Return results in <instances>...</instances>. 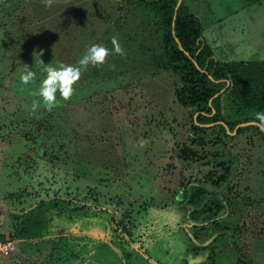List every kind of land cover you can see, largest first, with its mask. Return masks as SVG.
<instances>
[{"label":"rangeland","instance_id":"374dc122","mask_svg":"<svg viewBox=\"0 0 264 264\" xmlns=\"http://www.w3.org/2000/svg\"><path fill=\"white\" fill-rule=\"evenodd\" d=\"M182 2L219 62L264 61V0ZM166 31L139 0H0V234L40 203L48 211L44 237L0 239V264H264V136L194 130ZM113 36L123 55L81 68L70 98L34 107L44 66L75 65ZM23 64L36 72L28 85ZM193 185L211 211L191 221L181 200ZM55 204L78 214L56 216ZM212 245L226 248L214 259Z\"/></svg>","mask_w":264,"mask_h":264},{"label":"trees","instance_id":"16d2710c","mask_svg":"<svg viewBox=\"0 0 264 264\" xmlns=\"http://www.w3.org/2000/svg\"><path fill=\"white\" fill-rule=\"evenodd\" d=\"M139 1L158 10L164 19L167 27L165 53L171 69L180 73L183 82L177 91L178 102L185 108H197L194 130L212 129L218 135L230 136L233 132L244 134L256 129L264 136L253 123L255 112H264V61L219 62L203 37L200 19L183 2L176 13L179 0ZM198 138L200 144L206 143L205 135ZM216 139L221 142L220 137ZM180 155L185 160H194L197 153L186 148ZM208 196L209 190L202 185L184 188L181 204L191 208V221L211 211L209 207L202 208ZM44 205L46 203H40L27 212L10 238L0 234V239L7 242L44 237L48 230V211H43ZM54 207L56 216L77 212L65 210L61 205Z\"/></svg>","mask_w":264,"mask_h":264},{"label":"clouds","instance_id":"9594fccd","mask_svg":"<svg viewBox=\"0 0 264 264\" xmlns=\"http://www.w3.org/2000/svg\"><path fill=\"white\" fill-rule=\"evenodd\" d=\"M48 6H51L52 0H45ZM112 48L109 49L103 44H92L88 46L85 52L79 57L76 64H59L56 66H44L46 78L40 84L39 90L34 93L37 100L34 101V107L38 108L41 104L51 108L57 102V93L65 100L70 98L74 92V84L80 77L81 68L91 65H101L106 57L111 53L123 55V49L120 46L118 37L111 38ZM41 56V54H40ZM43 64V60L41 61ZM24 85L36 79V72L27 64H23V71L19 77ZM253 123L264 132V112L257 111L254 114Z\"/></svg>","mask_w":264,"mask_h":264},{"label":"crops","instance_id":"0c3cea01","mask_svg":"<svg viewBox=\"0 0 264 264\" xmlns=\"http://www.w3.org/2000/svg\"><path fill=\"white\" fill-rule=\"evenodd\" d=\"M225 245V244H224ZM224 245L222 246V248H220V247H214V245H212L211 247H210V250H211V252H214V255H215V252L216 253H219V252H223L224 251V248H226V247H224ZM216 258V255L214 256V259ZM214 264H215V262H214Z\"/></svg>","mask_w":264,"mask_h":264},{"label":"water","instance_id":"95a60500","mask_svg":"<svg viewBox=\"0 0 264 264\" xmlns=\"http://www.w3.org/2000/svg\"><path fill=\"white\" fill-rule=\"evenodd\" d=\"M181 3H182V0H179L178 4H177V7H176V13L178 12L180 6H181ZM252 124V123H251ZM250 125V124H248Z\"/></svg>","mask_w":264,"mask_h":264},{"label":"built area","instance_id":"2783aa9c","mask_svg":"<svg viewBox=\"0 0 264 264\" xmlns=\"http://www.w3.org/2000/svg\"><path fill=\"white\" fill-rule=\"evenodd\" d=\"M9 247H10L9 245L5 246V249H6V252H7V253L9 252V251H8V250L10 249Z\"/></svg>","mask_w":264,"mask_h":264}]
</instances>
